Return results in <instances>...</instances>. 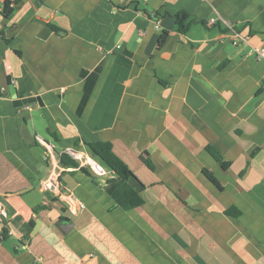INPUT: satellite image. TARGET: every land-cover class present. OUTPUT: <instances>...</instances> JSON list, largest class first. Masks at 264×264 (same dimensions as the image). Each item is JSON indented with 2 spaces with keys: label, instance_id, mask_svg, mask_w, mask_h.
Listing matches in <instances>:
<instances>
[{
  "label": "crops",
  "instance_id": "crops-1",
  "mask_svg": "<svg viewBox=\"0 0 264 264\" xmlns=\"http://www.w3.org/2000/svg\"><path fill=\"white\" fill-rule=\"evenodd\" d=\"M6 1L0 264H264V0Z\"/></svg>",
  "mask_w": 264,
  "mask_h": 264
},
{
  "label": "trees",
  "instance_id": "trees-1",
  "mask_svg": "<svg viewBox=\"0 0 264 264\" xmlns=\"http://www.w3.org/2000/svg\"><path fill=\"white\" fill-rule=\"evenodd\" d=\"M19 1L20 0H14V4H17ZM10 2L11 1L7 0L4 3L2 12L5 16H9L13 12L12 8L9 7ZM174 18L176 30L181 34L187 33L190 25L192 24V21L189 19V16L184 12H180L176 14ZM89 148L96 155L98 161L104 166H106L108 169H110L113 174L116 175L118 178L127 181L136 180L130 169L126 166V164L112 152V148L109 143L95 142L89 144ZM208 152L214 157L217 162L220 163L223 168L227 167V163L223 162V160L214 150L208 148ZM145 161L146 164L149 165L150 162L147 159ZM60 163L63 166L77 167L75 161L63 156L60 157ZM81 170L85 171L84 168H81Z\"/></svg>",
  "mask_w": 264,
  "mask_h": 264
},
{
  "label": "built area",
  "instance_id": "built-area-1",
  "mask_svg": "<svg viewBox=\"0 0 264 264\" xmlns=\"http://www.w3.org/2000/svg\"><path fill=\"white\" fill-rule=\"evenodd\" d=\"M9 7L12 9L15 7V5L12 1L9 3ZM152 18L154 20V27L157 30H159L160 29L159 19H157V17H155V15ZM210 24H212V23H210ZM239 42H243V43L249 45L250 46V53L254 54L257 59L264 57V48L262 49V48H257V47L251 46L249 44V36H246V35L243 36L240 33L234 31L233 37H231V43L233 45H237ZM61 156L66 157V158L73 160L75 162H78V165H77V167H75V169L88 168L95 176L102 177V178H107L109 176L110 177L113 176V172L110 169H107L105 166H103L95 158H93L91 156H84L83 157V155L80 152H78L74 149H69V150L62 152L60 157ZM59 168L61 170H64V171L65 170H68V171L72 170V169H68V167H65L62 165ZM43 185H44V188H47V189L54 188V186H53L54 184L52 183L51 180L45 181ZM0 216L6 217V212L1 206H0Z\"/></svg>",
  "mask_w": 264,
  "mask_h": 264
},
{
  "label": "water",
  "instance_id": "water-1",
  "mask_svg": "<svg viewBox=\"0 0 264 264\" xmlns=\"http://www.w3.org/2000/svg\"><path fill=\"white\" fill-rule=\"evenodd\" d=\"M61 226H69V224H66V225L63 224V225H61Z\"/></svg>",
  "mask_w": 264,
  "mask_h": 264
}]
</instances>
